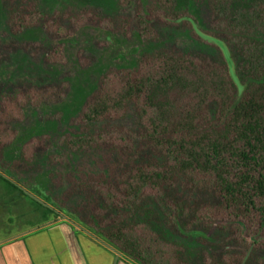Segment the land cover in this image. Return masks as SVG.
I'll use <instances>...</instances> for the list:
<instances>
[{"label": "trees", "instance_id": "16d2710c", "mask_svg": "<svg viewBox=\"0 0 264 264\" xmlns=\"http://www.w3.org/2000/svg\"><path fill=\"white\" fill-rule=\"evenodd\" d=\"M0 183L135 264H264V0H0Z\"/></svg>", "mask_w": 264, "mask_h": 264}, {"label": "crops", "instance_id": "0c3cea01", "mask_svg": "<svg viewBox=\"0 0 264 264\" xmlns=\"http://www.w3.org/2000/svg\"><path fill=\"white\" fill-rule=\"evenodd\" d=\"M10 195L1 185L0 212L4 214L12 200ZM18 195L16 201L22 198ZM19 211L13 213L15 218ZM59 220L1 237L0 264H135L77 224Z\"/></svg>", "mask_w": 264, "mask_h": 264}, {"label": "rangeland", "instance_id": "374dc122", "mask_svg": "<svg viewBox=\"0 0 264 264\" xmlns=\"http://www.w3.org/2000/svg\"><path fill=\"white\" fill-rule=\"evenodd\" d=\"M229 68H230L231 75L234 76L232 66H230V62H229ZM9 176L12 180L16 181L17 183L22 185L27 191L33 194V196L39 195L40 192L36 187H33V186L31 187V185L23 181L18 176H15V175H9ZM1 185L2 184L0 183V186ZM17 193L18 192L11 193L10 196L12 200H10L11 202L10 206L6 209L5 214L0 212V238L6 237L9 235H14L18 232L30 231L31 229H33V227H40L44 223L43 222L44 220L42 219V215L40 213L42 209L39 208V210L35 212L33 209L32 202L29 201V198H27L26 196H22L20 200L16 201L15 196L18 195ZM7 202L8 201H6V203ZM19 210H21L20 216L15 218L13 213L15 211L20 212ZM66 219L67 218H62L61 220L65 221ZM55 221L57 222L60 220H55Z\"/></svg>", "mask_w": 264, "mask_h": 264}, {"label": "water", "instance_id": "95a60500", "mask_svg": "<svg viewBox=\"0 0 264 264\" xmlns=\"http://www.w3.org/2000/svg\"><path fill=\"white\" fill-rule=\"evenodd\" d=\"M30 196H31V195H30ZM36 200H37V199H36ZM37 201L43 204V202H41L40 200H37ZM44 205H45V204H44ZM45 206H47V205H45Z\"/></svg>", "mask_w": 264, "mask_h": 264}]
</instances>
